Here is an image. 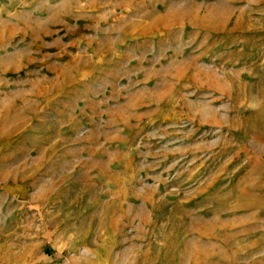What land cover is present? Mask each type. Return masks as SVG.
Returning <instances> with one entry per match:
<instances>
[{
  "label": "rangeland",
  "instance_id": "obj_1",
  "mask_svg": "<svg viewBox=\"0 0 264 264\" xmlns=\"http://www.w3.org/2000/svg\"><path fill=\"white\" fill-rule=\"evenodd\" d=\"M0 264H264V0H0Z\"/></svg>",
  "mask_w": 264,
  "mask_h": 264
}]
</instances>
